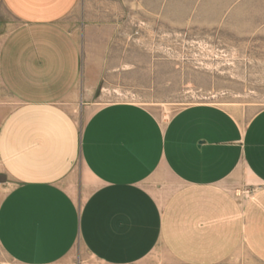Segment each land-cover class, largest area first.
<instances>
[{
  "label": "crops",
  "instance_id": "0c3cea01",
  "mask_svg": "<svg viewBox=\"0 0 264 264\" xmlns=\"http://www.w3.org/2000/svg\"><path fill=\"white\" fill-rule=\"evenodd\" d=\"M80 1L0 0V264H264V108L116 102L82 129Z\"/></svg>",
  "mask_w": 264,
  "mask_h": 264
},
{
  "label": "rangeland",
  "instance_id": "374dc122",
  "mask_svg": "<svg viewBox=\"0 0 264 264\" xmlns=\"http://www.w3.org/2000/svg\"><path fill=\"white\" fill-rule=\"evenodd\" d=\"M65 22L82 51L69 101L82 129L116 102L164 118L195 103L264 108V0H81ZM226 264L258 263L239 252Z\"/></svg>",
  "mask_w": 264,
  "mask_h": 264
},
{
  "label": "water",
  "instance_id": "95a60500",
  "mask_svg": "<svg viewBox=\"0 0 264 264\" xmlns=\"http://www.w3.org/2000/svg\"><path fill=\"white\" fill-rule=\"evenodd\" d=\"M5 180V177L0 175V181H4Z\"/></svg>",
  "mask_w": 264,
  "mask_h": 264
}]
</instances>
